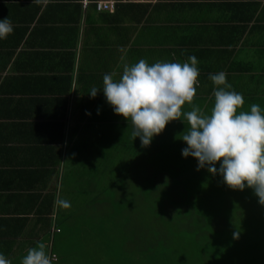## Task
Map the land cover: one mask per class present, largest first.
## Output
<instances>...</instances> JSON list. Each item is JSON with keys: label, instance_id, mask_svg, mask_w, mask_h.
<instances>
[{"label": "crops", "instance_id": "crops-1", "mask_svg": "<svg viewBox=\"0 0 264 264\" xmlns=\"http://www.w3.org/2000/svg\"><path fill=\"white\" fill-rule=\"evenodd\" d=\"M101 1L115 8L99 12ZM121 1L0 0V20H13L0 39V251L11 264L39 242L52 262V240L67 220L58 195L65 186L95 188L74 127L109 124L113 110L98 114L83 102L93 86L102 89L105 74L119 79L126 64L161 62L163 31H250L246 47L264 51V0ZM120 4L130 8L120 12ZM81 140L92 148L90 138Z\"/></svg>", "mask_w": 264, "mask_h": 264}, {"label": "rangeland", "instance_id": "rangeland-1", "mask_svg": "<svg viewBox=\"0 0 264 264\" xmlns=\"http://www.w3.org/2000/svg\"><path fill=\"white\" fill-rule=\"evenodd\" d=\"M117 127H74L77 144L84 145L92 162L102 161L98 148H108L112 137L116 144L126 132L127 127ZM85 138L91 139L92 148L81 140ZM127 142L131 145V138ZM129 148L119 145L109 153L112 174L106 177L104 165H99L95 188L64 187L61 198L70 207L63 211L64 234L52 240L56 260L51 264L131 263L140 258L143 247L154 258L145 264H167L170 259L172 264H264V205L252 189H230L222 177L197 171V161L189 157L180 163V178H171L170 190L161 185L151 192L141 178L132 179L138 169L129 175L119 167V158L135 157L132 151L127 156ZM71 171L68 168L66 175ZM123 183L125 191L120 189ZM112 243L130 253L127 259L114 255Z\"/></svg>", "mask_w": 264, "mask_h": 264}, {"label": "clouds", "instance_id": "clouds-1", "mask_svg": "<svg viewBox=\"0 0 264 264\" xmlns=\"http://www.w3.org/2000/svg\"><path fill=\"white\" fill-rule=\"evenodd\" d=\"M12 32L8 17L0 20V39ZM197 65L195 56L183 63L149 64L140 59L124 65L118 80L105 74L102 89L93 86L89 96L95 98L102 91L114 114L131 123L132 137L139 138L143 147L149 146L168 123L182 121L183 116L189 127L182 133L186 147L181 156L195 159L197 171L206 169L210 175L222 177L232 190L252 189L258 203L264 205V110L258 104H252L249 111L242 110V94L231 90L226 74L220 71L209 75L214 85L210 112L197 106L182 112L196 95ZM56 203L65 209L70 207L59 195ZM0 264L11 261L0 253ZM20 264H51L46 244L39 242L29 248Z\"/></svg>", "mask_w": 264, "mask_h": 264}, {"label": "trees", "instance_id": "trees-1", "mask_svg": "<svg viewBox=\"0 0 264 264\" xmlns=\"http://www.w3.org/2000/svg\"><path fill=\"white\" fill-rule=\"evenodd\" d=\"M126 6L127 5L125 4L118 5V11H123L128 7ZM10 21L13 23V20ZM248 33H250V31H163L161 42L163 47V59L161 62L183 63L188 60L189 56H195L198 60L197 67L199 69V76L197 78L198 84L195 85L196 95L193 98L192 104L185 105L182 112L190 111L192 106H197L206 113L210 112L214 103V85L209 79V75L220 71H223L226 74V81L231 85V90L242 94L244 100L242 110L249 111L252 104H258L261 109L264 110V76H260V74L264 73V51H253L251 47H246L244 43L248 39L246 36ZM220 34H228V36L225 37V35L221 36ZM244 57H246V59ZM159 58L161 57L159 56ZM151 63L152 62L149 64ZM7 66V63H5L4 67ZM5 70L6 68H1V71ZM69 71L70 69L66 72ZM72 81L73 79L70 78V83H72ZM66 88L67 92L70 91L68 85H66ZM100 97L101 96L91 99L89 98V100L83 102L94 104L96 109H98V113L103 109L112 111V108L106 103L104 95L102 94V97ZM85 106L86 104L83 105V108ZM98 118L100 121L99 123L101 124V119L103 117L99 116ZM121 118L123 117L115 114L113 117H104V121L108 119L110 126H118L117 128L123 127V129L125 127L127 128H125L126 132L123 134L124 136L122 138H117L116 144L115 142L113 143L112 137L108 142V148H98L100 150L98 156L102 158H99L102 161L98 160L96 164L93 162L89 164L92 169L91 173L93 179L94 176L95 179L98 178V176L96 177V172L99 171V165H104L106 175L108 174L109 177L112 174L110 171L113 169L114 160L111 157H106L109 156L110 152L113 154L115 146L123 145L125 147L129 145L130 148L126 151L127 156L130 151H132L135 157L131 159L119 158V162L121 163L119 167L129 172V175L131 172L138 169V174L134 175L132 179L137 180L138 178H141V181H144L142 185L150 189L151 192L161 185H165L168 189L171 178H180V172L183 171L180 163L184 158H179V148L186 147L181 139L183 135L182 133L187 131L189 127L187 121L181 116L180 119L183 122L175 120L168 123L163 132L154 137L149 146L143 147L139 138L135 140L133 139L131 123L129 122L128 124L126 121L118 122ZM104 124L105 126L108 125L107 123ZM101 127L104 130V126ZM127 138H131V145L127 142ZM140 161L142 164H140ZM83 167L86 169V166ZM160 179L161 183L159 185ZM126 188V183H123L120 189L125 191ZM170 188L168 190H170ZM59 227L60 230H57L58 233L56 236L64 234L65 225L61 223ZM2 238H6V236ZM59 238L61 239V237ZM142 244L146 245V242H142ZM3 248L7 249L8 244L4 243ZM112 248L117 250L114 254L115 256L119 257L120 254V259L122 258L121 254H124L125 259L130 255V253L129 255H126L122 247L120 249L119 246L113 244ZM144 248L145 247H143L139 253L140 258L132 260V264H145L146 261H154L150 252L148 250L146 251ZM4 251H0V253L3 252L2 254H4ZM147 253L150 257L146 258ZM131 263L126 262V260L124 262V264ZM170 263L172 264L171 259L167 264Z\"/></svg>", "mask_w": 264, "mask_h": 264}, {"label": "built area", "instance_id": "built-area-1", "mask_svg": "<svg viewBox=\"0 0 264 264\" xmlns=\"http://www.w3.org/2000/svg\"><path fill=\"white\" fill-rule=\"evenodd\" d=\"M142 1H146V0H122L121 2L123 3H131V2H142ZM88 2H86L85 4L87 5ZM96 8L99 12H105V11H111L115 8L116 2L114 1H109V2H97L95 3ZM54 260H56L55 257H53Z\"/></svg>", "mask_w": 264, "mask_h": 264}]
</instances>
